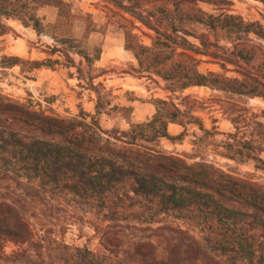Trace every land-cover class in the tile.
I'll list each match as a JSON object with an SVG mask.
<instances>
[{"label": "trees", "instance_id": "16d2710c", "mask_svg": "<svg viewBox=\"0 0 264 264\" xmlns=\"http://www.w3.org/2000/svg\"><path fill=\"white\" fill-rule=\"evenodd\" d=\"M99 1L106 20L121 31L124 49L133 54L135 70L149 79L158 76L169 95L153 100L150 118L131 122V107L113 103L111 91L93 83L90 68L100 47H93L90 58L68 32L56 35L63 32L67 0H0V36L10 29L6 19L39 34L38 8H56L50 36L83 59L84 65L69 63L76 69L77 86L94 93L93 113L79 109L72 116L0 93V264H264V185L159 149L161 139H178L193 125L202 136H224L216 148L220 155L252 160L264 170V124L236 99L264 100V26L231 13L230 0ZM57 52L56 46L49 48L50 64L7 54L1 62L4 67L27 63L29 71L53 70ZM202 62L218 70L201 71ZM190 87L224 94L214 104L231 131H218L212 120L210 128L204 126L194 114L204 106L183 94ZM102 114L118 116L128 127L104 128L98 119ZM169 124L182 131L171 135ZM34 183L102 215L88 222L95 249L65 242L64 220ZM39 206L50 210L48 219ZM166 216L188 227L163 222Z\"/></svg>", "mask_w": 264, "mask_h": 264}, {"label": "rangeland", "instance_id": "374dc122", "mask_svg": "<svg viewBox=\"0 0 264 264\" xmlns=\"http://www.w3.org/2000/svg\"><path fill=\"white\" fill-rule=\"evenodd\" d=\"M69 2L61 17L60 33L68 32L72 38L78 41L79 48L86 49L90 58L94 56L93 47H100L104 43L103 60L98 62L95 60L91 65V74L94 76L93 83H101L106 90H110L115 97L113 103L122 106H130V121L134 123L143 122L150 118L155 111V99L166 98L169 93L164 88V82L153 75L152 79L146 76V73L137 72L135 70L137 63L133 54L125 50L123 47V36L116 25L109 23L105 18V10L102 2L99 0H67ZM231 4L227 6L228 10L236 15L241 16L248 21H257L264 26V4L258 0H230ZM199 6L207 12H215L213 7L206 3H199ZM56 13V8H54ZM87 14H90L87 16ZM56 16V15H55ZM89 18V19H87ZM43 26V25H42ZM31 28V27H30ZM50 25L44 27L38 35V40H43L41 44H45L44 52L46 64H50L46 58H50L49 48L56 46L59 52L52 58H57L59 64L54 67L55 83L50 90V84L46 89L37 85H31L28 79L31 78L32 71H29V65L22 63L15 65L18 67V74L15 75L10 71V67L6 62H1V55L4 53V45L0 42V93L19 101H31L39 103L40 106L48 113H54L58 116H72L83 109L86 112L93 113L94 93L87 89L77 86L79 81L76 79V69L69 63L73 61L75 66L80 63L84 65L83 59L75 53L66 50V46L60 41L55 42L50 34L54 32ZM46 33L50 37L41 36ZM144 43L149 40L142 36ZM108 46V50L106 49ZM109 51V52H108ZM8 55V54H7ZM68 57H67V56ZM100 58V56H99ZM107 58V60H106ZM112 58V59H109ZM28 59V58H24ZM205 60V57H201ZM35 60V59H29ZM13 67V66H12ZM201 71L215 70L218 68L211 63L202 62L199 65ZM230 75L231 73H227ZM71 80H67L68 78ZM50 80V78L48 79ZM81 84L83 82L81 81ZM184 95H189L191 100L197 101L204 106L203 110L195 111L194 114L199 116L205 127H211V120L220 132H228L232 130L231 124L226 120L225 116L218 110L215 101L224 99V94L211 90L207 87H190L185 89ZM240 105L247 108L249 112L258 115V119L264 124V100L259 97L254 98H236ZM212 101V107H210ZM99 123L104 128L115 126L119 129H126L127 123L117 117L102 114L98 116ZM182 128L178 125L168 127L171 135H178ZM224 139L221 134L212 135V137L202 136L201 133L193 125H187L183 136L175 140L161 139L159 149L163 152L177 155L184 158L188 163L204 161L212 164V166L223 170L231 176L247 179L252 182L264 185V170L256 168L252 160L238 161L220 155L216 150L217 144ZM264 160V153L260 155ZM32 187L40 191L42 197L52 204L53 212L62 220L66 229L63 238L65 242L81 246L87 245L90 249H95L97 239L93 230L89 226V221L98 217L95 210L78 204L70 198L52 195L40 189L36 183L31 184ZM38 212L44 216L50 217V210L40 207ZM28 216L30 211L24 210ZM47 218V217H46ZM102 218V215L99 216ZM48 219V218H47ZM66 220V221H65ZM32 221L35 220L32 218ZM163 222L173 224H181L188 227L187 223L170 216L162 217ZM67 222V223H66ZM190 228V227H189ZM191 234L198 236L196 229L190 228ZM11 249L8 245L6 250Z\"/></svg>", "mask_w": 264, "mask_h": 264}, {"label": "crops", "instance_id": "0c3cea01", "mask_svg": "<svg viewBox=\"0 0 264 264\" xmlns=\"http://www.w3.org/2000/svg\"><path fill=\"white\" fill-rule=\"evenodd\" d=\"M40 21L44 27L50 25L55 20V10L52 6H42L37 10ZM5 24L10 28L9 31L0 36V42L4 45V53L8 55H17L22 58L41 60L46 57L43 51L45 44H41L43 40H38L40 36L30 26H23L20 21L16 19H6ZM41 36L50 37L46 33ZM106 43L102 46L100 58L98 62L103 60V49ZM108 50V46H106ZM109 52V51H108ZM54 54L53 56H55ZM112 59V58H109ZM107 60V58H106ZM15 75L18 74V67L13 66L9 69ZM55 69L40 67L32 71L31 78L28 79L31 85H37L40 88L46 89L50 84V90L55 83L54 73ZM19 75V74H18ZM50 78V80H48ZM68 78L67 80H71ZM176 124H169L168 127Z\"/></svg>", "mask_w": 264, "mask_h": 264}]
</instances>
